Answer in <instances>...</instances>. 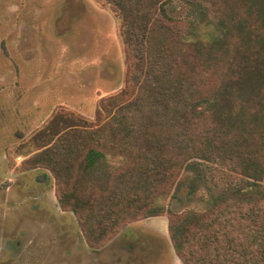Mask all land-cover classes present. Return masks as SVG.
<instances>
[{
    "label": "trees",
    "instance_id": "16d2710c",
    "mask_svg": "<svg viewBox=\"0 0 264 264\" xmlns=\"http://www.w3.org/2000/svg\"><path fill=\"white\" fill-rule=\"evenodd\" d=\"M100 1L119 22L126 86L101 102L99 115L109 111V122L90 129L79 121L84 128L65 147L85 153L81 172L109 157L125 159L128 170L114 169L110 184L118 178L123 190H100L111 199H102L104 207L95 198L104 213L90 226L102 239L131 221L162 216L185 177L188 202L199 209L167 212L181 264H264V0H183L193 19L170 16L164 6L171 0ZM140 61L147 110L139 103ZM234 87L248 94L230 98ZM136 107L147 122L146 150ZM60 202L80 221L94 214L83 213L92 201L86 206L76 187L61 192Z\"/></svg>",
    "mask_w": 264,
    "mask_h": 264
},
{
    "label": "rangeland",
    "instance_id": "374dc122",
    "mask_svg": "<svg viewBox=\"0 0 264 264\" xmlns=\"http://www.w3.org/2000/svg\"><path fill=\"white\" fill-rule=\"evenodd\" d=\"M164 7L172 17L193 19L183 0ZM140 65L145 98L139 103L147 110V70ZM126 79L125 44L106 3L0 0V264H181L167 212L199 209L188 202L187 179L165 199L162 216L131 221L100 239L90 226L104 213L95 198L105 207L111 191L102 197L101 189L123 190L122 180L110 182L127 161L109 157L84 173L78 166L85 153L65 147L84 128L79 121L90 129L109 122V111L99 115L101 102L121 92ZM247 94L234 87L230 98ZM131 109L139 148L146 150L145 115ZM74 187L86 206L92 201L83 213L94 214L82 221L60 202L61 192Z\"/></svg>",
    "mask_w": 264,
    "mask_h": 264
}]
</instances>
